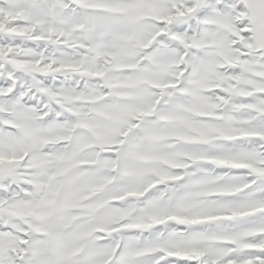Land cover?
<instances>
[{"label":"snow or ice","instance_id":"6c2138e0","mask_svg":"<svg viewBox=\"0 0 264 264\" xmlns=\"http://www.w3.org/2000/svg\"><path fill=\"white\" fill-rule=\"evenodd\" d=\"M0 264H264V0H0Z\"/></svg>","mask_w":264,"mask_h":264}]
</instances>
